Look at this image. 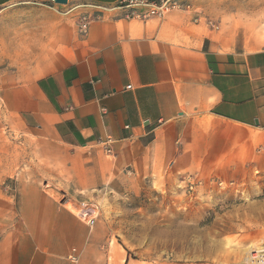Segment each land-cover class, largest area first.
I'll return each mask as SVG.
<instances>
[{
	"label": "crops",
	"instance_id": "0c3cea01",
	"mask_svg": "<svg viewBox=\"0 0 264 264\" xmlns=\"http://www.w3.org/2000/svg\"><path fill=\"white\" fill-rule=\"evenodd\" d=\"M66 1L0 0V105L74 187L19 177L11 195L0 179V264H125L68 203L129 177L247 170L264 154V43L221 32L232 25L217 24L215 0L163 18L135 0ZM225 8L228 20L244 10Z\"/></svg>",
	"mask_w": 264,
	"mask_h": 264
},
{
	"label": "rangeland",
	"instance_id": "374dc122",
	"mask_svg": "<svg viewBox=\"0 0 264 264\" xmlns=\"http://www.w3.org/2000/svg\"><path fill=\"white\" fill-rule=\"evenodd\" d=\"M215 3L217 24L221 19L232 25L222 26L221 32L232 29L236 40H246L250 47L264 43V0ZM229 4L244 10L232 11L228 20L224 16ZM38 149L32 137L9 122L0 105V179L11 195L16 178L47 181L52 175L63 176ZM261 161L264 164V154H255L247 170L217 172L205 180L172 178L167 172L157 179L124 178L68 205L78 217L81 200L98 205L96 223L89 228L99 230L107 247L124 255L125 264H252V253L264 249V168L257 165ZM65 178L62 182L72 193L74 187Z\"/></svg>",
	"mask_w": 264,
	"mask_h": 264
},
{
	"label": "built area",
	"instance_id": "2783aa9c",
	"mask_svg": "<svg viewBox=\"0 0 264 264\" xmlns=\"http://www.w3.org/2000/svg\"><path fill=\"white\" fill-rule=\"evenodd\" d=\"M53 3H56L55 0H53ZM183 0H160L158 3H152L144 0H135L130 1L126 6H131L136 9L138 8H145L147 10V16H155L159 18H163L166 16V14L172 10L175 7H180L182 5ZM57 4V3H56ZM122 7H124V4H121ZM102 9H110L106 6L102 7ZM145 14V15H146ZM88 18H84L83 22L80 24V32L82 34H86L88 30ZM103 145V148L105 152L109 156L114 155L113 150V144L114 141L111 138H107L106 140L101 142ZM98 212V205L95 203L86 204L81 203L79 209H78V215L79 217L86 222V224L89 227H93L97 220V215H95ZM252 264H264V249L255 251L252 253Z\"/></svg>",
	"mask_w": 264,
	"mask_h": 264
},
{
	"label": "water",
	"instance_id": "95a60500",
	"mask_svg": "<svg viewBox=\"0 0 264 264\" xmlns=\"http://www.w3.org/2000/svg\"><path fill=\"white\" fill-rule=\"evenodd\" d=\"M56 3L67 4V1L66 0H56Z\"/></svg>",
	"mask_w": 264,
	"mask_h": 264
}]
</instances>
